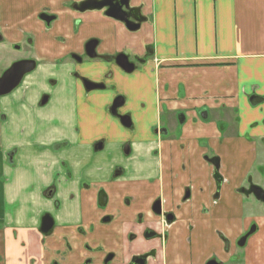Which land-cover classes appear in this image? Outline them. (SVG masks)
Instances as JSON below:
<instances>
[{
    "label": "crops",
    "instance_id": "1",
    "mask_svg": "<svg viewBox=\"0 0 264 264\" xmlns=\"http://www.w3.org/2000/svg\"><path fill=\"white\" fill-rule=\"evenodd\" d=\"M35 1L0 0L3 42L38 62L0 107L11 134L24 128L30 137L41 125L53 137L36 144L4 139L5 149L15 145L19 154L18 166L2 172L7 181L0 185V264H55L61 254V264H102L110 253L112 264H126L150 249L156 257L148 264H204L215 255L226 263L233 254L219 252L217 234L232 244L250 223L257 231L237 264H264L263 210L236 191L264 143V0H129L143 18L133 33L103 12L77 14L66 7L84 0ZM45 7L59 17L50 30L36 21ZM89 41L97 42V59L85 58ZM148 50L146 63L132 74L114 63L119 53L142 58ZM74 55L83 58L81 64ZM73 73L114 89L86 91ZM48 79L58 86L51 103L39 109ZM118 95L132 131L107 111ZM179 113L185 119L177 125L172 116ZM161 122L167 136L153 131ZM63 138L68 147L52 152L50 144ZM100 140L103 147L93 150ZM126 142L133 150L128 158L121 149ZM39 144L46 149L38 151ZM246 144L253 156L248 168ZM209 148L220 158L224 179L216 200L213 169L203 158ZM118 166L126 176L113 180ZM187 186L190 198L183 201ZM100 188L109 196V212L98 207ZM157 197L174 213L167 226L149 212ZM112 210L125 217L103 224ZM44 213L56 226L47 239L37 229ZM136 213L148 224L135 225ZM146 226L157 239L142 238ZM131 232L135 240L128 238Z\"/></svg>",
    "mask_w": 264,
    "mask_h": 264
},
{
    "label": "flooded vegetation",
    "instance_id": "2",
    "mask_svg": "<svg viewBox=\"0 0 264 264\" xmlns=\"http://www.w3.org/2000/svg\"><path fill=\"white\" fill-rule=\"evenodd\" d=\"M85 1V0H84ZM82 1V2H84ZM82 2H75V3H72V4H66V7L68 6L70 9L69 10H72L73 12L77 13V14H84L86 12H79L78 10H76L75 8ZM130 9H132L130 7ZM93 12V11H92ZM48 16V17H53V19L51 20V22L47 23L45 20H43L41 17L42 16ZM132 15L134 17H138L139 16V13L137 10H134L132 11ZM59 20V17L57 16V14L53 13L49 8L45 7V8H42L40 10H38V12L36 13V21L37 23L39 22L40 24H42L46 30H50L52 29L53 25L55 24L54 22H57ZM120 23V22H119ZM122 24V23H121ZM141 25V24H140ZM125 27V26H124ZM126 28V27H125ZM140 28V27H139ZM127 30V29H126ZM139 30V29H138ZM137 30V31H138ZM135 31V32H137ZM128 32L130 33H133L131 31L128 30ZM3 36L0 34V44L3 43L4 41V38H2ZM59 39V38H58ZM90 42V41H89ZM88 43V42H87ZM86 43V45H87ZM86 45H85V48H84V55H85V58L89 59V60H93V59H97V55H96V46H97V42H96V46H94V54L95 56L94 57H89L87 55V52H86ZM16 46V47H15ZM13 47H15L14 50H20V46L18 45H14ZM150 50L147 51V55L145 54V56H142L141 57H135V58H130L129 54L128 53H119L117 54L115 57H114V63L115 65L120 68L117 63H116V58L117 56L119 55H125L128 60V63L130 64H133L134 65V70H132V72L130 73H126L122 70V72L126 73V74H132L135 72V70H137L138 66H142L146 63V59L147 57L150 55ZM149 54V55H148ZM72 59L77 63V64H81L82 63V60L83 58L82 57H79L77 55H74L72 56ZM21 60H32L35 62V68L28 74L26 75H23V78L21 80V82L19 83L18 86L15 87V89H13L9 94L7 95H3V96H0V101L3 100L4 98L10 96L11 94H13L15 91L19 90V88H21L23 86V83H24V79L26 78L27 75L31 74L32 72H34L37 67H38V62L37 60L33 59V58H23V59H20L18 61H21ZM16 61V62H18ZM13 64V63H12ZM9 68V67H8ZM7 68V69H8ZM6 69V70H7ZM4 70L3 73L6 71ZM2 73V74H3ZM74 74V77H76L80 83H81V86L83 87L84 90L86 91H94V90H100V91H107L108 89H114V86H109L107 87L106 85L104 84H101V83H96V82H93L87 78H84L82 76H79V73H73ZM2 75H0L1 77ZM101 86V87H98L96 89H88L87 87L89 86ZM46 86H47V91H44L41 96H40V99L38 100V104H37V107L39 109H43L45 107H47L51 101H52V98H53V92L55 91L56 89V86H58V82L54 79H48L47 82H46ZM118 97H122L120 95H118ZM117 96L113 97L114 99L112 100L109 108H108V112L111 116L115 117L118 119L119 123L127 130V131H132L133 130V125L131 123V118H130V115L128 114H123V116H128L129 117V121H124L123 123H125V125L122 123V120H120L118 117L114 116L111 114V108L113 106V103L114 101L118 98ZM123 98V97H122ZM125 103V100L123 98V104L118 108H122L123 105ZM118 109H117V114L119 115L118 113ZM7 113L1 109L0 107V175L3 176L2 172L4 171L3 170V167L6 166L10 169H15L18 165H17V156H18V152H19V149L17 146H11L7 149H5V144H4V139L6 138L8 140V142H12L13 144L16 142V141H19V139H23V140H28L30 142H32L33 144H36L37 141H43V140H48V139H51L53 136H51L50 134H48V132H46L44 130V128L41 127V125L39 126H35L34 128H32L31 130V134H30V137L27 136V137H24V133H25V129L24 128H20L17 133L15 134H11V131L9 130V125H10V119L8 117V115H6ZM120 116V115H119ZM206 116H207V112H203L201 114V117L203 119H206ZM173 121L179 125V124H183L184 123V120L185 119V116L184 114H173ZM165 123L164 122H161V125L159 124L157 128H155L153 131L156 135L158 136H167L168 135V129L164 126ZM9 130V132H8ZM75 133L78 134V136L80 137L79 135V130L76 129L75 130ZM6 136V137H5ZM260 143V142H259ZM104 145V142L102 140L100 141H97L94 146H93V150L97 151L98 149H101ZM257 145V144H255ZM68 147V143L66 142V139L63 138L59 141H56V142H53L52 144H50V150L52 152H58L62 149H65ZM258 147H263L264 148V143L261 142L260 144H258ZM46 149V147L43 145V144H39L37 146V150L42 152ZM122 154L125 156V158H128L131 156V153H132V148H131V144L126 142L123 144L122 146ZM205 159V161L210 165V167H212V176H211V180H212V184L214 185L215 187V194L213 195L214 196V199L216 200V198L218 197L217 195L219 194V191L221 189V186L223 185L224 183V179L222 178V176L220 175V169H221V162H220V158H218V156H216L215 154H211V156H209V153H207V155H205L203 157ZM217 166V168H216ZM259 167V166H258ZM264 166H260V168H257L259 169L258 170V175H259V178L260 180L262 181L263 178L261 176L264 177ZM183 169H185V167L183 166ZM126 170L122 167V166H118L115 168V170L113 171V174L112 175V179L113 180H119L121 178H125L126 176ZM3 179L4 181H1V184L0 185H4L5 182L7 181V179H5V177L3 176ZM249 183H252L260 188H262L264 190V186L261 184V183H256L253 181V178L249 177V175L247 176V178L245 179L244 181V185H242L241 187H239L236 191L238 193V195H241L243 197H245L246 199H252L254 200L258 205H261L262 208H263V213H264V203L262 202H257L255 200V198L252 196V195H244L245 194V191L243 190H247L249 188ZM263 183V182H262ZM54 185L53 184L49 189H47V195L50 197L54 191ZM85 186V184L83 185ZM191 194V188L190 186H187L184 188V192H183V201H187L189 200V196ZM97 204H98V207L99 209H101L102 211H108V205H109V196L108 194L106 193V191L104 190V188H100L98 190V193H97ZM123 205L124 207H127L130 208L131 207V204L129 202V200L125 199V201H123ZM150 211L151 212V215L156 218V219H160L161 222H163V224H165V226H167L169 223H171L174 219V213L170 210H167V207L168 205H166V202L162 201L161 198L157 197V198H154L151 203H150ZM177 210V209H176ZM109 212V211H108ZM51 214L49 213H44L42 216H41V219H40V224H39V228H41V223H42V219L45 217V216H49L52 220V223H53V226H52V229L51 231L48 233V234H42L40 232V229H38L39 233L43 236V237H46V239L48 237H51L53 235V232H54V229H55V222H54V219L52 216H50ZM125 217V214L122 213V212H119L117 210H112L110 211L109 214L103 216L102 218V223L103 224H106V223H111V222H114V221H119L121 220L122 218ZM149 222V219H145L144 217V214L142 213H136V219H135V225L137 223V225L139 226H144L146 224H148ZM4 229V224H2V222H0V231H3ZM257 227L254 223H250L246 228H244V230L242 231V233H240V235L237 236V238L233 241V243L231 244V241H229L227 238H225V236L219 232V234H217V240L220 244V250L219 252H221L223 255H229V254H233L232 258L230 259V261L228 260L226 263L224 262H221L220 260H218L217 256L215 255V257L213 258H210L208 260L205 261L204 264H207L208 262L210 261H215L216 264H237L240 262V254L239 253L240 251H242V254L243 252L245 251L247 245H248V242H249V239L255 234V232L257 231L256 230ZM128 238L131 239V240H135L136 239V235L134 233H129L128 234ZM142 238H145L146 240H154V239H157L158 238V235L156 234V232L151 229L150 227L146 226L143 230V237ZM242 244V245H240ZM210 250V249H209ZM64 253V252H63ZM239 253V254H238ZM156 252L155 250L153 249H150L148 250L147 252H144L142 254H139V255H136V256H133L130 258L129 262L126 263V264H148V260L149 259H155L156 257ZM65 254H61L58 258V261L55 263V264H61L62 262L65 263L66 259L64 257ZM141 257V258H139ZM114 255L112 253L110 254H107L102 262V264H108L109 261L112 262V260L114 259ZM137 258V259H135ZM92 260L91 259H87L85 260L82 264H91Z\"/></svg>",
    "mask_w": 264,
    "mask_h": 264
},
{
    "label": "water",
    "instance_id": "3",
    "mask_svg": "<svg viewBox=\"0 0 264 264\" xmlns=\"http://www.w3.org/2000/svg\"><path fill=\"white\" fill-rule=\"evenodd\" d=\"M129 0H85L80 3L75 9L79 12H92L98 11L103 12L104 16L122 23L127 30L135 32L139 29L140 24L143 22V18L139 15L134 17L132 15L133 9H130ZM47 23L51 22L53 17H48L46 15L41 17ZM94 46H96V41H90L86 45L87 55L91 58L94 57ZM127 57L125 55H119L116 58L117 65L126 73L132 72L134 70V65L128 63ZM35 68V62L32 60H21L14 62L0 77V96L9 94L16 86L21 82L23 75L30 73ZM101 86H89L88 89H96ZM123 104V98L118 97L111 108V114L118 117L124 121H129L128 116H119L117 114V109ZM125 125V123H123ZM217 168V166H216ZM249 188L245 191L244 195H252L257 202L264 203V190L252 183H249ZM53 223L49 216H45L42 219L40 232L42 234H48L52 229ZM242 245V244H240ZM141 258V257H139ZM137 259V258H135ZM207 264H216L215 261H210Z\"/></svg>",
    "mask_w": 264,
    "mask_h": 264
},
{
    "label": "rangeland",
    "instance_id": "4",
    "mask_svg": "<svg viewBox=\"0 0 264 264\" xmlns=\"http://www.w3.org/2000/svg\"><path fill=\"white\" fill-rule=\"evenodd\" d=\"M49 2L51 3L52 1H49ZM36 3L39 4V5H46L48 3V0H36L35 1V5H36ZM10 46L11 45L8 44L7 42H3V43L0 44V52L2 53V55H0V75H2L3 71L6 70L8 67H10L12 65V63H14V62H16V61H18L20 59H23V57H24V49L21 48L20 51H17V50H14L16 46L12 47V48H10ZM121 109L122 108L118 109V113H119L120 116L123 115V114H120ZM250 147L251 146L248 145V144H246L245 147H244L246 149V156H245L246 160L248 159L246 161L247 168H248V165L251 164L252 157H253V156H251L252 152L250 151V149H251ZM259 149H260L259 152H258L259 154L257 155L258 157H257L255 163L250 168L251 170L249 172V177L253 178L254 182H256V183L259 182V183H261L264 186V177L261 176L263 178L262 181L259 179V175H258V170L259 169H257V168H260V166L261 167L264 166V151H263V149L261 147H259ZM207 153H209V156H211L212 151H211L210 148L208 149ZM5 179H7V177ZM1 181H4L2 175H0V184H1ZM251 202H252L253 206H258L257 207L258 209L263 210L262 206L258 205L254 200L251 199ZM247 207H245V208L248 211L249 208H247ZM234 227L238 228L239 225H236ZM225 238H227V237L225 236ZM218 250H220V247L218 248ZM112 263H113V260H112V262L109 261L108 264H112Z\"/></svg>",
    "mask_w": 264,
    "mask_h": 264
}]
</instances>
